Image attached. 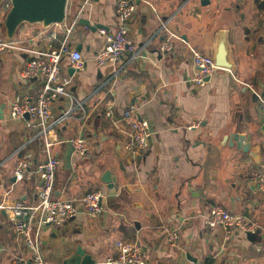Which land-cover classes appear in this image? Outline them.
<instances>
[{"label":"crops","instance_id":"1","mask_svg":"<svg viewBox=\"0 0 264 264\" xmlns=\"http://www.w3.org/2000/svg\"><path fill=\"white\" fill-rule=\"evenodd\" d=\"M200 1L137 0L127 35L138 54L101 67L97 55L106 43L101 31H116L118 0H68L63 25L20 28L22 47L58 48L71 27L68 45L74 50L83 45L84 71L70 76L72 66L65 60L60 76L70 81L71 92L85 107L57 135L61 141L84 137L91 156L73 154V169L61 168L55 194L80 199L102 188L108 196L103 215L96 219L80 212L61 227L41 229L39 245L49 264H64L78 243L96 264H103L118 255L117 243L134 241L143 244L148 264H264V194L250 186L264 161V115L259 108V96L264 97V9L256 0H210L206 7ZM197 7L200 13L195 14ZM2 16L1 11L0 22ZM80 19L100 28L92 31ZM223 31L232 69L218 70L204 87H194L197 69L191 48L214 58ZM168 40L173 51L161 53ZM28 59V54L14 51L0 56V105L6 104L0 120V264H12L15 256L30 257L11 233L5 207L36 205L40 180L34 171L49 156L37 122L8 115L17 97L38 95L40 81L21 78ZM130 106L140 110L154 133L149 154L139 165L123 148L127 126L122 115ZM109 107L113 118L107 116ZM65 108V99L54 101V114ZM231 133L252 135L253 147L261 146L260 165L224 140ZM65 146L56 144L51 154L62 159ZM19 170L25 171L22 179H17ZM107 171L116 179V196L102 182ZM202 186L206 191L199 198ZM216 205L257 223L262 240L253 244L245 234L227 238L222 228L209 229ZM166 231L177 234V244L163 241L155 248L151 239Z\"/></svg>","mask_w":264,"mask_h":264},{"label":"built area","instance_id":"2","mask_svg":"<svg viewBox=\"0 0 264 264\" xmlns=\"http://www.w3.org/2000/svg\"><path fill=\"white\" fill-rule=\"evenodd\" d=\"M264 9V0H256ZM137 12V0H118L116 4L117 29L113 33L102 30L106 37L104 47L97 55L98 65L105 66L115 64L125 56L135 57L138 54L135 44L128 38V24L135 18ZM77 20L73 22V25ZM165 24L163 28H165ZM72 27L67 30L66 37L58 48L36 49L29 46H19L18 43H6L0 30V56L9 52H22L29 56L21 72V78L25 82L32 80L40 81L38 95L27 94L17 97L9 105L8 115L13 120L28 117L35 120L40 129V137L43 141L48 158L36 166L34 171L40 180L36 191V205H9L6 208L11 215V233L20 239L30 257L15 256L12 264H49L45 259L39 245V232L49 225L61 227L71 219H75L80 208L90 219H96L105 211L104 201L107 193L102 188H95L87 192L81 199H62L56 197L55 182L57 174L62 168V159L51 154L56 144H71L74 153L81 158H89L91 149L86 139L82 136H73L61 141L57 131L66 123L73 120L74 116L84 110L85 101L76 99L70 90V81L61 78L62 63L69 60L76 72L85 69V61L80 51L74 50L68 45ZM174 49L173 43L168 40L160 47L161 53L167 54ZM192 62L196 73L191 79L194 87H204L207 79H210L220 70L217 68L214 58L202 51L191 48ZM259 108L264 115V97L259 96ZM58 99H65L67 108L58 115L54 114L53 103ZM111 103H109L110 105ZM114 111L109 107L107 116L114 117ZM122 120L127 126L126 139L123 143L124 150L133 158L143 155L149 149V141L154 133L150 123L144 119L140 110L135 106L128 107L122 115ZM25 168V166H24ZM25 170V169H24ZM24 170L17 172V179H22ZM31 173V172H30ZM251 181L255 182L259 191L264 194V161L256 170ZM24 218L27 220L24 221ZM36 219V222H33ZM209 229L222 228L226 237L233 236L236 232L245 234L255 232L258 224L247 219L242 214L229 211L222 205H216L211 209L207 223ZM168 241L176 245L178 237L176 233H170ZM118 255L108 258L103 264H148L147 255L140 241L117 243Z\"/></svg>","mask_w":264,"mask_h":264},{"label":"water","instance_id":"3","mask_svg":"<svg viewBox=\"0 0 264 264\" xmlns=\"http://www.w3.org/2000/svg\"><path fill=\"white\" fill-rule=\"evenodd\" d=\"M68 0H0V12H3L2 20L0 22V30L2 32V37L6 43H19V31L23 25H40L43 29H49L54 25L61 26L66 21V10H67ZM200 5L206 7L210 5V0H201ZM195 14L200 13V9L197 7L194 10ZM78 22L81 25L89 27L92 31L100 28L99 26L92 27L90 22L85 19H80ZM83 45L80 44L76 48L77 51H81ZM214 61L220 70L230 71L233 67V63L230 60V49L228 44L227 32L223 31L218 40L216 47V53L214 55ZM70 76H73L76 71L73 68L69 69ZM209 79H207L208 81ZM133 103V102H132ZM6 109V104L2 103L0 105V120L4 119V111ZM28 118V117H26ZM264 131V123L262 126ZM229 139V144H236L239 150L243 153L249 154L253 161L260 165V153L261 146L253 147L252 135H240L239 133H231L224 140ZM152 145V138L149 141V149ZM149 149L143 155L137 156V164L139 165L142 160L149 154ZM74 154L73 147L71 144H66L65 150L62 155V170L64 172H70L73 169L72 157ZM102 182L107 186L110 196H116L118 193V186L116 185V179L112 177L110 171H107ZM253 189H256L257 184L253 182L251 185ZM205 187L199 188L198 196L202 198L205 194ZM82 197H80L81 199ZM80 212H84L83 208L79 209ZM27 219L24 218V221ZM75 219H71L72 222ZM36 222V219H33ZM49 225H45L47 227ZM81 230L78 229L76 233H80ZM246 238L251 243H259L262 240L263 233L262 229L259 227L255 232L245 233ZM169 232L166 231L161 235L151 239V243L155 248H158L161 242L168 241ZM170 243V242H169ZM171 244V243H170ZM64 264H96V260L93 255L87 253V250L78 243L72 253L64 259Z\"/></svg>","mask_w":264,"mask_h":264},{"label":"trees","instance_id":"4","mask_svg":"<svg viewBox=\"0 0 264 264\" xmlns=\"http://www.w3.org/2000/svg\"><path fill=\"white\" fill-rule=\"evenodd\" d=\"M206 264H213V263H212V261L210 260V261H207V263H206Z\"/></svg>","mask_w":264,"mask_h":264},{"label":"rangeland","instance_id":"5","mask_svg":"<svg viewBox=\"0 0 264 264\" xmlns=\"http://www.w3.org/2000/svg\"><path fill=\"white\" fill-rule=\"evenodd\" d=\"M11 52H12V51H11ZM60 171H61V170H60ZM60 171H59V172H60ZM59 172H58L57 176L59 175ZM51 227H52V226H51ZM52 228H54V227H52Z\"/></svg>","mask_w":264,"mask_h":264}]
</instances>
